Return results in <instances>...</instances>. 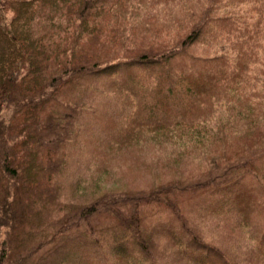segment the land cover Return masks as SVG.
Returning <instances> with one entry per match:
<instances>
[{"label":"trees","instance_id":"trees-1","mask_svg":"<svg viewBox=\"0 0 264 264\" xmlns=\"http://www.w3.org/2000/svg\"><path fill=\"white\" fill-rule=\"evenodd\" d=\"M257 8L264 14V0H0V264H51L52 252L55 264H167L169 243L173 264H237L217 236L203 240L197 225L208 229L209 214L183 205L203 194L202 206L227 194L243 199L241 210L253 200L234 218L246 227L264 203V80L259 71L247 80L241 61L253 58ZM97 94L108 98L97 103ZM118 104L132 127L105 152L153 145L152 167L203 171L145 189L74 186L83 111L99 121L97 107ZM252 256L264 264V231Z\"/></svg>","mask_w":264,"mask_h":264},{"label":"rangeland","instance_id":"rangeland-1","mask_svg":"<svg viewBox=\"0 0 264 264\" xmlns=\"http://www.w3.org/2000/svg\"><path fill=\"white\" fill-rule=\"evenodd\" d=\"M253 3L254 2H247V4ZM255 5H258L259 8L263 7L261 2H258V4ZM258 10V8L254 9L250 13L251 17L249 18L248 33L253 35L254 40V49L251 56L253 58L241 59L243 63L250 66L248 73L245 76L247 80H252L254 78L253 72L257 71L261 73V79L264 80V14L257 12ZM257 19H259L260 22H258ZM216 32L215 29V33ZM250 45L252 46L253 43L250 42ZM195 48L202 50L203 46L198 44ZM137 73L138 74L134 73L133 75H130L132 76L130 81H137L136 83L139 84L146 78L142 76V71H137ZM120 74H123L122 76L126 77L127 71H122ZM84 87L89 88L90 82H87L85 85L83 84L81 89H84ZM244 87L246 88V92L250 94L253 87L250 85H244ZM91 89L92 88L89 90ZM107 98L108 96L97 94L94 101L97 103H104ZM152 98L154 100V96ZM144 106L145 108L152 106L151 99H147ZM116 107L114 105L109 106V108L103 106L97 107V110L100 111L101 115L99 121L93 119V111H83L82 127H84V131L81 134L80 139L73 145V149H75L70 153L68 166V172L70 173L68 179H70L74 186L81 187L86 182L91 186H95L94 189H99L101 192L115 189H145L148 188V185L153 181H156L159 178H161V181H163V179L165 181L169 179L173 180L179 177L198 175L203 171V166L200 164H178L176 168L170 169L165 167L163 162H160L152 167L151 164H153V159L158 158L153 145L148 146L147 149L134 147L133 150L122 153V156H114V153L109 154L108 152H105V142L110 139V137H116L118 134L117 131L122 128V131H124L128 127H132V124L128 126L129 123L123 121L125 115H123L124 108L122 105L118 104ZM93 109L95 110V105L91 107V110ZM106 109L109 111H105ZM135 128L136 126H134V129ZM257 133L258 134H254L251 137L247 136V140H251V143H255L258 138L261 137L262 132ZM262 138H264V134L262 135ZM159 158H163V154L162 157L160 156ZM101 163H104V165L108 167V173H104V171L99 168ZM249 182L257 183L253 178H251ZM237 192L238 191L235 193L237 194ZM205 195L206 194L200 195L198 199L191 197L189 203L187 202L183 205V209L193 211L194 213L200 214L201 212H205L209 214L210 221L207 223L208 229L201 225H197L198 231L201 233L203 240L212 243L210 238L217 236L222 246L228 250L227 253L237 264H262L258 260L256 261L252 254L256 241L264 231V203L261 204L250 217H246L248 223L245 224L246 227H243L239 226L240 223L237 221L235 222L234 218L236 219L237 215L240 213L239 211H243L248 205H252L253 200H245L241 210V208H237L236 205H240L243 202V199H237L235 201L230 194L217 196L215 198L210 196L207 198L209 199V202H202L205 206L204 207L199 204V199H203ZM255 199L258 201V198ZM263 201L264 198L261 197L260 202ZM232 202H234V211L229 210L227 214L224 209H228ZM218 206H223V208L218 210V213L211 212L215 211V207ZM205 208L207 210H205ZM150 223L151 222L148 219L144 225V231L147 238L150 236ZM103 225L109 229L111 228L107 224ZM64 249L67 250V252L70 251L69 248ZM176 251L177 249L170 243L164 251V254H168V257L170 258L169 262L172 264L175 261V258L171 253L177 254ZM52 253L51 264H55L57 263L59 254L56 252ZM176 260L179 264H185L187 259L180 256L177 257ZM93 264L96 263L93 262ZM161 264L165 263L161 261Z\"/></svg>","mask_w":264,"mask_h":264}]
</instances>
